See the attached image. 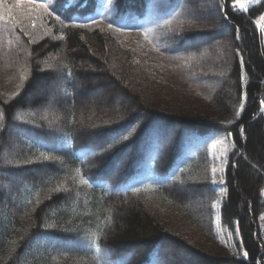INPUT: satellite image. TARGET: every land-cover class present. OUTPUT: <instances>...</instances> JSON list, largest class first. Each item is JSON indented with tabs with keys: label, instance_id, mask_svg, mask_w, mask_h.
I'll list each match as a JSON object with an SVG mask.
<instances>
[{
	"label": "trees",
	"instance_id": "16d2710c",
	"mask_svg": "<svg viewBox=\"0 0 264 264\" xmlns=\"http://www.w3.org/2000/svg\"><path fill=\"white\" fill-rule=\"evenodd\" d=\"M210 1L35 0L46 29L17 35L0 68V264H264V0ZM126 32L170 74H130ZM92 79L124 104L86 108ZM55 81L50 113L39 90Z\"/></svg>",
	"mask_w": 264,
	"mask_h": 264
},
{
	"label": "rangeland",
	"instance_id": "374dc122",
	"mask_svg": "<svg viewBox=\"0 0 264 264\" xmlns=\"http://www.w3.org/2000/svg\"><path fill=\"white\" fill-rule=\"evenodd\" d=\"M249 0H242L244 3V6ZM236 3V0H235ZM47 4L48 3H44ZM41 5V4H40ZM40 5H36L34 3H30L29 0H20L19 3H17V0H0V62L4 64H0V68H4L6 66V63L12 64L13 62L11 60H8L5 56V54H8L13 46H16V42H18L17 35L20 36V34H29L33 33L34 36H37V31H40L41 28L46 29V24L42 19V11L45 13L46 10L42 8ZM214 6L213 0L210 1L209 6ZM237 6H240L238 3H236ZM211 14H215V12L210 11ZM217 15V14H215ZM261 17H264V12L260 15V17L257 19V24L262 30V37L264 41V19H261ZM223 33H226V28H222ZM98 30H101L102 32L105 31H111L107 28H99ZM116 36V35H113ZM147 37L146 33H134V32H126L121 33L120 35L116 36V39L121 42H123V45H125L126 48L129 46V56H135L139 60L138 62L134 63L133 68L126 67V70L130 72V74H134L135 71L143 74V76L146 77V80L153 79V76L156 75L155 71L152 69H155L160 75L166 77L169 72V68L165 65H162L160 63L159 57L156 54H152L151 52H146V49L142 46H140L141 41L138 39ZM20 39V37H19ZM14 51V50H13ZM146 52L144 57L141 56V53ZM140 54V56H139ZM155 63V64H153ZM95 69H90V72H94ZM134 70V71H133ZM5 72V70H3ZM136 76L137 73H135ZM2 76H4L2 74ZM98 81L95 79H92L89 81L90 90H87V95L85 100H83L84 105L86 108H90L93 105H96L97 102L100 103V105H113L117 103L124 104L122 101V98L117 96L118 94H114L111 98L108 97V95L99 87H97ZM44 83V82H43ZM42 82L40 84H43ZM149 83V82H147ZM2 89L4 91L11 88V86L14 84V75H11L10 73L7 74V76H4L2 79ZM48 85V84H47ZM36 87V86H35ZM40 88V87H38ZM83 90V89H82ZM39 97L41 98V108L45 109L46 111H49L50 113L54 109V106L57 101V81H55L53 84H49L47 89L45 90H39ZM99 109V107H97ZM50 115V114H49ZM13 136L17 137V134L11 132ZM14 144V143H13ZM213 157L215 159L214 169L215 174L213 175V183L216 186H222L224 184V174H225V167H226V161L228 154L230 150L233 148V141L230 136L222 137L218 141L214 142L213 144ZM254 169L255 172H258V169ZM45 174V173H44ZM5 178L4 174H0V178ZM5 187L2 186L0 192L5 194ZM264 191V190H263ZM220 192L222 194V198L224 197V190L223 188L220 189ZM185 195L189 196V198L193 199L191 201H197L199 200V194L194 193V191L185 190ZM218 209V206H217ZM218 233L220 236L221 242L234 254L240 257H244V250L240 243L239 234L237 231H231L228 229H225L221 223L218 221ZM189 262H192L189 260L188 256H185V254L180 255V258L176 264H187Z\"/></svg>",
	"mask_w": 264,
	"mask_h": 264
},
{
	"label": "snow or ice",
	"instance_id": "6c2138e0",
	"mask_svg": "<svg viewBox=\"0 0 264 264\" xmlns=\"http://www.w3.org/2000/svg\"><path fill=\"white\" fill-rule=\"evenodd\" d=\"M19 2H20V0H17V3H19ZM29 2H30V3H34L35 0H29ZM236 3H238V4L240 5L241 8L244 7V3L242 2V0H236ZM40 6H41L42 8H44L45 10L48 9V5H47V4H41ZM0 18H2V17H0ZM59 18H60V17L57 16V19H59ZM261 19H264V17H261ZM109 27H112V25L109 24ZM260 104H261V110L264 111V100H262V101L260 102ZM239 115H240V113L237 112V117H239ZM3 117H4V113H3L2 111H0V119H3ZM125 139H127V137H125ZM42 155H43V154H42ZM215 171H216L215 169H212L213 174H215ZM244 256H245V257L247 256V253H246V252L244 253Z\"/></svg>",
	"mask_w": 264,
	"mask_h": 264
}]
</instances>
